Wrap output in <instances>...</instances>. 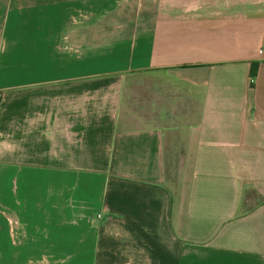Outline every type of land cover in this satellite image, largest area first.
Masks as SVG:
<instances>
[{
    "label": "crops",
    "instance_id": "0c3cea01",
    "mask_svg": "<svg viewBox=\"0 0 264 264\" xmlns=\"http://www.w3.org/2000/svg\"><path fill=\"white\" fill-rule=\"evenodd\" d=\"M0 171L4 260L264 264V0H0Z\"/></svg>",
    "mask_w": 264,
    "mask_h": 264
},
{
    "label": "rangeland",
    "instance_id": "374dc122",
    "mask_svg": "<svg viewBox=\"0 0 264 264\" xmlns=\"http://www.w3.org/2000/svg\"><path fill=\"white\" fill-rule=\"evenodd\" d=\"M128 17H126V20ZM106 67L108 65H100V64H94L92 65V68L90 70H93L94 72L106 70ZM179 163L180 161H176ZM30 180H37L40 181L41 177L35 176V175H29L28 177ZM49 183H53L57 186L55 189V195L59 196V202L58 197H55L54 199L50 197L51 201L55 202V207L58 205L60 206L59 211L61 212V216L58 217L55 214V219H26L30 223L31 230L36 231L37 225L40 227L44 225L45 231L48 232H59L60 233V241H61V252L67 251V246L69 243V220L70 218H74L77 216V218L81 219V216L87 217L88 214L82 212L81 210L84 209H90L91 210V202L85 200L84 195L88 196L90 200L97 199L99 197V189H100V180L98 177L95 176H67V175H61V176H47L46 180ZM5 184V176L3 171H0V185ZM0 190V196L2 199L0 200L3 202L4 199V192ZM96 192H93V191ZM77 199V201H76ZM52 204V203H51ZM3 206H0V231L3 232L6 228V223H8L7 219H4L5 217L3 212ZM57 210V207H56ZM77 214V215H76ZM72 216V217H70ZM95 211H90L88 219L95 217ZM52 217V214H51ZM57 218V219H56ZM83 220V219H82ZM33 223V224H32ZM5 227V228H4ZM9 227V226H8ZM18 227V226H17ZM59 227V228H58ZM17 230V229H16ZM15 230V231H16ZM78 230V229H77ZM20 231V229H18ZM79 231V230H78ZM84 227L82 228V235L87 237L88 234H85ZM72 230L70 231V233ZM72 233H75L73 231ZM89 258V256H82V257H69L67 255H59V256H45V257H36V256H28L26 258L25 262H22V264H69V260L75 259L77 261V264L84 263L85 258ZM22 258L20 256H9L6 260L5 257L0 258L1 264H4L5 262L7 264H19V259ZM44 261V262H42Z\"/></svg>",
    "mask_w": 264,
    "mask_h": 264
},
{
    "label": "built area",
    "instance_id": "2783aa9c",
    "mask_svg": "<svg viewBox=\"0 0 264 264\" xmlns=\"http://www.w3.org/2000/svg\"><path fill=\"white\" fill-rule=\"evenodd\" d=\"M101 216H102V214H101V213L97 214V217H98V218H101Z\"/></svg>",
    "mask_w": 264,
    "mask_h": 264
}]
</instances>
